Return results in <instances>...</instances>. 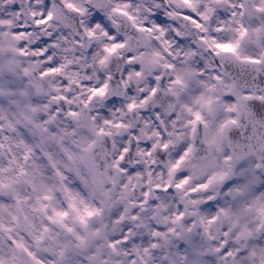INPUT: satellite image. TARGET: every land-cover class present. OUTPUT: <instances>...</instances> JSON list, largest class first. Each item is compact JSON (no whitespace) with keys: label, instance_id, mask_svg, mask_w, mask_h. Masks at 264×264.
I'll return each instance as SVG.
<instances>
[{"label":"clouds","instance_id":"1","mask_svg":"<svg viewBox=\"0 0 264 264\" xmlns=\"http://www.w3.org/2000/svg\"><path fill=\"white\" fill-rule=\"evenodd\" d=\"M0 264H264V0H0Z\"/></svg>","mask_w":264,"mask_h":264}]
</instances>
